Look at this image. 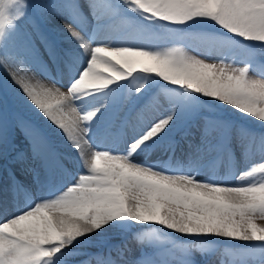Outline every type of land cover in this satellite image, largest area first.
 Listing matches in <instances>:
<instances>
[{
	"label": "snow or ice",
	"instance_id": "1",
	"mask_svg": "<svg viewBox=\"0 0 264 264\" xmlns=\"http://www.w3.org/2000/svg\"><path fill=\"white\" fill-rule=\"evenodd\" d=\"M0 70V264H264V0H0Z\"/></svg>",
	"mask_w": 264,
	"mask_h": 264
},
{
	"label": "rangeland",
	"instance_id": "2",
	"mask_svg": "<svg viewBox=\"0 0 264 264\" xmlns=\"http://www.w3.org/2000/svg\"><path fill=\"white\" fill-rule=\"evenodd\" d=\"M63 21V20H62ZM70 26H72L73 28H74V30H78V29H75V25H70ZM201 42H199V41H194V42H192V44L190 45V48L191 49H198L199 51H201L200 49H199V44H200ZM201 52H203V51H201ZM201 58H203V57H201ZM208 62H213L212 60H209ZM5 78H7L9 81H11V78L10 77H8L7 76V74L3 71V70H0V80H2V79H5ZM21 113H22V115L26 118V119H31L34 123H37V124H39V123H41V121L39 120V118L38 117H36L30 110H28L27 108H21ZM225 113H229V115H231L232 117H236L237 116V113L235 112V111H233V110H226L225 111ZM250 123V122H249ZM17 135H18V137H19V139H20V141L21 142H23L24 140H23V133L22 132H20L19 130H17ZM183 149L186 151V147H185V144H184V147H183ZM66 151H68L73 157L75 156V152L74 151H72V149L71 148H67L66 149ZM258 223H264V221H258ZM165 231H167V230H165ZM171 235L172 236H179V235H177V234H173V233H171ZM181 239H183V237H180ZM129 243H131V238H129ZM222 243H229V242H222Z\"/></svg>",
	"mask_w": 264,
	"mask_h": 264
},
{
	"label": "bare ground",
	"instance_id": "3",
	"mask_svg": "<svg viewBox=\"0 0 264 264\" xmlns=\"http://www.w3.org/2000/svg\"><path fill=\"white\" fill-rule=\"evenodd\" d=\"M52 23L55 24V25H58L61 29H63L65 27V22L62 21V20H60V19H54ZM98 39H103V37H99ZM93 46H95V45H93ZM201 47H203L202 44H201ZM202 51H204V48H202ZM237 55L239 56V53H237ZM235 66L242 67V66H244V64L243 63H239V64H236ZM250 74L254 76L255 75V71H253ZM35 79H36L35 77H32L33 82H35ZM44 83H48V81L45 80ZM224 114L226 116L232 117L231 115H229V113H224ZM20 145L21 146H24V141L23 142L20 141ZM181 147L183 148L184 147V144H182ZM181 147H178L176 149V156L177 157H182ZM185 147H186V144H185ZM218 171L221 172V174H223V173L227 172V169L226 168L219 169ZM173 234H176V233H173ZM177 235H179V234H177Z\"/></svg>",
	"mask_w": 264,
	"mask_h": 264
},
{
	"label": "trees",
	"instance_id": "4",
	"mask_svg": "<svg viewBox=\"0 0 264 264\" xmlns=\"http://www.w3.org/2000/svg\"><path fill=\"white\" fill-rule=\"evenodd\" d=\"M249 122H251V121L249 120Z\"/></svg>",
	"mask_w": 264,
	"mask_h": 264
}]
</instances>
